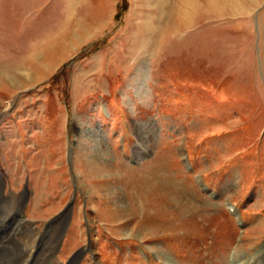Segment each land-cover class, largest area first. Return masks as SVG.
Returning <instances> with one entry per match:
<instances>
[{
    "label": "rangeland",
    "instance_id": "1",
    "mask_svg": "<svg viewBox=\"0 0 264 264\" xmlns=\"http://www.w3.org/2000/svg\"><path fill=\"white\" fill-rule=\"evenodd\" d=\"M0 188L49 264L263 263L264 0H0Z\"/></svg>",
    "mask_w": 264,
    "mask_h": 264
},
{
    "label": "bare ground",
    "instance_id": "2",
    "mask_svg": "<svg viewBox=\"0 0 264 264\" xmlns=\"http://www.w3.org/2000/svg\"><path fill=\"white\" fill-rule=\"evenodd\" d=\"M151 128L152 127L149 124L137 123V129L140 133L141 142H145L147 145H150L151 142L153 143L152 140L154 139V134H153L152 139L149 140V136L151 132H153ZM82 130L83 129H81V131ZM83 131H85L87 137L90 135L91 132L94 133L96 136L95 137L93 135L94 139L93 137L90 136L94 140L93 149L95 150V152L92 153L93 156L91 157L98 156L99 161L113 162L112 161L113 158L109 157L110 153L108 152V149H105L104 147L106 138L103 135L102 129L98 127L95 130H92L90 127H88L86 128V130ZM1 197L4 199H2V203H0V264H49L45 260H39L38 253L34 249L36 246H39L41 243L43 244V248H44L46 244L44 243L43 240L47 241L48 237L45 238L42 237V240L30 239L29 236L31 232L27 236L24 231L29 227V223L27 220H25L23 212L21 211V208L19 207V203L17 202V200L15 198L8 199L4 195H0V198ZM118 201L120 202V205L123 207V210L125 212H129V211L131 212L132 207L129 208L127 204H124V202L122 203L121 198L118 199ZM11 203L14 204L12 207L9 206V204ZM228 204H229L228 205L229 210L238 217L236 208L232 204L230 203ZM21 238H23L24 241L28 238L27 243L22 244ZM257 253L264 254V244L259 248ZM73 259H76V256ZM166 262L167 264H177L170 256H166ZM231 264H239V262L238 261L234 262L231 260ZM257 264H264V261L263 263L258 262Z\"/></svg>",
    "mask_w": 264,
    "mask_h": 264
}]
</instances>
